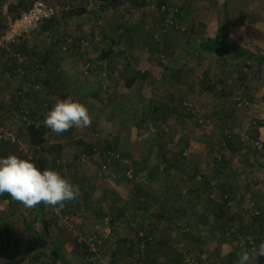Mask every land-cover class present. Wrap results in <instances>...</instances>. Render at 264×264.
Segmentation results:
<instances>
[{
	"label": "rangeland",
	"instance_id": "rangeland-1",
	"mask_svg": "<svg viewBox=\"0 0 264 264\" xmlns=\"http://www.w3.org/2000/svg\"><path fill=\"white\" fill-rule=\"evenodd\" d=\"M32 3L0 0V42L10 20ZM49 3L58 10L50 29L41 26L0 47V152L31 157L41 170L59 171L79 186L76 200L59 211L47 206L44 213L65 258L71 264H237L241 246L264 242V69L224 67L197 44L220 31L228 11L231 29L264 53V0H126L106 12L100 0ZM81 9L86 12L68 18ZM111 40L114 51L105 58ZM128 72L148 76L128 87ZM239 74L246 77L244 86ZM205 76L224 85L204 90ZM69 96L86 105L91 124L57 135L44 126L45 116L57 98ZM162 105L177 112L158 109ZM29 123L46 130L43 150L29 149L23 133ZM228 135L241 137L235 153L221 145ZM81 144L95 153L85 155ZM220 157L230 167H218ZM165 158L181 171L164 170L158 180H148ZM168 176L174 186L161 183ZM226 180L236 185L230 198L221 187ZM38 206L0 201V264L52 257L51 244L27 247L28 238L42 231L32 223ZM219 207L224 226L215 222L213 208ZM206 208L209 221L203 224ZM118 214L130 215L129 221ZM139 236L148 242L138 246ZM117 240H125L120 250Z\"/></svg>",
	"mask_w": 264,
	"mask_h": 264
},
{
	"label": "trees",
	"instance_id": "trees-1",
	"mask_svg": "<svg viewBox=\"0 0 264 264\" xmlns=\"http://www.w3.org/2000/svg\"><path fill=\"white\" fill-rule=\"evenodd\" d=\"M101 4H100V9L102 12H106L108 10H118L123 4L124 2H126V0H100ZM158 7L159 10H162V7H164V5H162V3H158ZM30 9V6H28L26 8V10ZM84 12H86L84 9L81 10H77V11H71L67 14L68 18H73V16L76 15H81ZM162 13L165 14H169L170 10L169 9H164L162 11ZM19 16V15H18ZM97 17L99 18V15L97 14ZM225 23L222 26V28L220 29L219 32H217L214 37H209V36H205L202 37L201 40H199L197 47L198 50L200 52H204L207 53L209 55H216L218 62L220 63V65L227 67V66H234L236 67V69L238 71H242L244 69L246 70H250L255 68L257 66V69H264V53L261 50V47L259 44H255L253 39H250L249 36H246V34H240L237 30V33H235V31H233L232 28V21H231V17H230V13L228 11H226L225 14ZM56 18L47 21L45 23H43L41 26H43L44 30H48V27L50 29V27L52 26V23L54 22ZM49 25V26H48ZM257 26V25H256ZM258 29V28H257ZM256 46L259 47L260 49H256ZM23 47V46H22ZM114 47H115V43L113 40H111L110 42V46H109V50L104 54V57L107 58L111 55V53L114 51ZM261 51V52H260ZM46 61H48V55L45 54L44 60H42V62L44 64H46ZM241 64V65H240ZM47 65V64H46ZM168 72H166L165 76H167V73H169L170 71L173 72V70L170 68L167 70ZM179 72H174L173 77H178ZM148 76V74L146 72H138L136 74H133L132 72H128L127 74V85L128 87H132L136 81L138 80H144L146 77ZM238 80H241V86H244V83L246 81V77L243 76V74H239V76L237 77ZM223 84L224 85V81L223 80H219L217 83H214L212 81H210L208 79V76H205V81H203L202 83V88L204 90H209V91H214L217 90L219 84ZM226 94L228 97L231 96L230 92H226L224 90L223 95ZM161 109L165 112H170L173 113V111L177 112V109H172L169 108L167 106H163ZM186 111V110H184ZM186 115H190L189 113H186ZM260 127V124H259ZM255 127H253L254 129ZM25 134L26 140L28 142V146L30 150H35L36 148H41L43 150V146L46 142L45 139V135H46V130L44 129V127H39L36 124H32L29 123L26 127L25 130L23 132ZM257 133V134H256ZM253 134V138L257 139L258 138V132L256 131H252ZM251 136V133H250ZM83 146V153L85 155H93L95 153V147L90 146V145H85V144H81ZM222 147H227L228 149H230L233 153H235L236 151H238V146H243L242 144V140L240 135H228L225 136V139L222 142ZM58 150H60V148H57ZM112 149L111 145H108L106 147V150H110ZM5 152H0V158H5ZM49 160L46 159L44 162H48ZM165 164H162L161 166H157L155 168H153V171L149 172L148 175V180H152V181H156V179L158 180L160 177L164 176L161 175L162 171L164 170H168V172H171V169L177 170V171H181L180 170V165L176 164V163H171L169 162V160L167 158H165ZM217 166L218 167H223L222 164H224L226 167H230V164L225 163V159L224 157H220V160H217ZM63 166H61L62 168ZM224 168V167H223ZM183 169V168H182ZM225 170H216V173L220 176L221 174H225L224 172ZM169 172V173H170ZM196 173H202L197 171ZM202 176L205 177V174H201ZM171 176H168V179H161V183L163 180V184L165 186H174V182H173V178ZM170 178V179H169ZM228 181L230 180H226L225 182H227L225 185L226 186H221L222 190H223V194L230 198L231 195L234 193L236 185L232 184L231 182L229 183ZM205 184H208L206 182V180L204 181ZM145 197L146 198H155L153 196V194L151 193H147V191L145 192ZM12 199V197L8 194V193H3L0 194V201H10ZM47 209V205L41 203L39 204L38 208L36 209L37 213L34 215V219L32 221L33 224H38L37 226H42V231L41 233H38L37 236L34 235L31 238H28L27 240V247L29 248V250L31 251H35L37 249H45L49 244L52 245V257L49 259L48 262H42L40 259V256H36L35 261L39 262V264H71L63 255L62 253V249L56 244L55 240L51 237L50 234V223H48V221L45 218V211ZM208 209L206 208L203 212V214H201L200 216V220L203 222V224H207L209 221V216H208ZM213 213H214V217H215V222L219 225L222 224V226H224V219H225V214H224V209L223 207H219V208H213ZM101 214H103L101 212ZM101 214H98V217L101 216ZM118 217L120 219H126L127 221L128 218L130 217V215L127 214H118ZM117 218V219H119ZM111 219V218H110ZM26 223H28L27 219ZM115 219H111V224L113 225ZM28 229L27 231L29 232L31 230V227L29 226V224L27 225ZM139 235V234H137ZM149 237L148 236H139L136 239V244L138 246H141L142 242H148ZM130 241H128L129 243ZM125 243V240H117L116 241V246L115 248H117V250H120L121 244ZM132 243V242H131ZM134 244V242H133ZM140 248V247H139ZM151 251V248H150ZM87 255H90L89 252H86ZM256 261L258 262V264H263L264 263V256H260L257 257Z\"/></svg>",
	"mask_w": 264,
	"mask_h": 264
},
{
	"label": "clouds",
	"instance_id": "clouds-1",
	"mask_svg": "<svg viewBox=\"0 0 264 264\" xmlns=\"http://www.w3.org/2000/svg\"><path fill=\"white\" fill-rule=\"evenodd\" d=\"M90 124L91 116L86 105L71 96L57 98L44 120V126L57 135ZM3 193H8L27 208L43 203L57 211L65 206V202L80 196L79 186L61 172L47 167L41 170L31 157L21 158L15 154L0 158V194ZM237 256V264H253L257 257L264 256V242L250 249L241 246Z\"/></svg>",
	"mask_w": 264,
	"mask_h": 264
},
{
	"label": "built area",
	"instance_id": "built-area-1",
	"mask_svg": "<svg viewBox=\"0 0 264 264\" xmlns=\"http://www.w3.org/2000/svg\"><path fill=\"white\" fill-rule=\"evenodd\" d=\"M57 16L58 10L49 3V0H33L29 10L10 20L8 32L3 40L5 44L3 41L0 42V47L7 49L6 46L9 44L16 43ZM4 246L5 244L0 241V249Z\"/></svg>",
	"mask_w": 264,
	"mask_h": 264
},
{
	"label": "crops",
	"instance_id": "crops-1",
	"mask_svg": "<svg viewBox=\"0 0 264 264\" xmlns=\"http://www.w3.org/2000/svg\"><path fill=\"white\" fill-rule=\"evenodd\" d=\"M264 264V263H263Z\"/></svg>",
	"mask_w": 264,
	"mask_h": 264
}]
</instances>
